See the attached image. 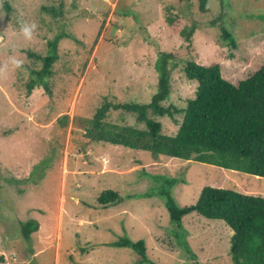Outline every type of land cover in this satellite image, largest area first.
<instances>
[{"label": "rangeland", "instance_id": "374dc122", "mask_svg": "<svg viewBox=\"0 0 264 264\" xmlns=\"http://www.w3.org/2000/svg\"><path fill=\"white\" fill-rule=\"evenodd\" d=\"M0 0V66L10 56L20 69L0 72V264H230L233 230L198 213L171 219L170 193L180 207L195 204L206 186L264 197V177L195 161L153 155L110 143L83 144L84 121L106 100L150 103L158 90L161 52L184 48L181 37L199 22V63H220L238 83L264 66V0ZM63 7L54 16L44 7ZM170 17H175L173 23ZM35 22L28 41L19 21ZM117 30L112 34V28ZM61 33L51 94L36 87L28 51L47 54ZM237 42V47L232 42ZM42 63L36 69L42 67ZM167 105L187 107L198 81L181 63L172 75ZM62 115L67 118L60 120ZM184 114L155 117L176 135ZM110 120L139 127L134 115ZM117 191V204L98 197ZM40 223L27 240L22 224ZM122 238L144 240L147 254L117 247Z\"/></svg>", "mask_w": 264, "mask_h": 264}, {"label": "trees", "instance_id": "16d2710c", "mask_svg": "<svg viewBox=\"0 0 264 264\" xmlns=\"http://www.w3.org/2000/svg\"><path fill=\"white\" fill-rule=\"evenodd\" d=\"M3 7L11 18V0H2ZM200 10L211 11L210 0H198ZM44 10L54 16L63 15V7L49 6ZM175 17H170L173 23ZM199 22L184 27L181 37L186 41L183 49L176 52H161L157 61L160 73L158 90L150 103L114 102L106 100L93 115L84 121L83 144L87 147L97 143H110L153 155H164L185 161H195L264 177V66L247 78L234 83L223 76L222 65L199 63L194 43L199 31ZM61 33L49 42L46 55L28 51L34 59L28 94L36 87H44L51 94L54 66L59 59ZM232 46L237 47L233 41ZM42 63L40 69H36ZM183 64L188 80L198 81L196 96L188 100L187 107L167 105L173 92V71ZM113 111L134 115L139 124H120L110 120ZM184 114L176 135L163 133V124L155 117ZM62 115L60 120H65ZM167 208L173 222L182 226L183 219L198 213L211 220H222L234 234L231 238L230 264H264V197L243 194L236 190L214 186L204 187L195 204L180 207L170 193ZM121 198L115 190H105L98 197L104 208L117 204ZM40 229V223L29 221L22 224L23 236L29 240ZM117 247L132 248L140 256L147 254L144 240L122 238L113 242ZM199 264V263H197Z\"/></svg>", "mask_w": 264, "mask_h": 264}, {"label": "clouds", "instance_id": "9594fccd", "mask_svg": "<svg viewBox=\"0 0 264 264\" xmlns=\"http://www.w3.org/2000/svg\"><path fill=\"white\" fill-rule=\"evenodd\" d=\"M19 32L25 40L30 41L37 30V24L35 22H29L25 20H20L19 22ZM23 61L16 58L15 55L9 57L8 61L0 66V72H8L15 69H20L22 67Z\"/></svg>", "mask_w": 264, "mask_h": 264}, {"label": "water", "instance_id": "95a60500", "mask_svg": "<svg viewBox=\"0 0 264 264\" xmlns=\"http://www.w3.org/2000/svg\"><path fill=\"white\" fill-rule=\"evenodd\" d=\"M117 28L116 27H113L112 28V34H114L116 32Z\"/></svg>", "mask_w": 264, "mask_h": 264}]
</instances>
